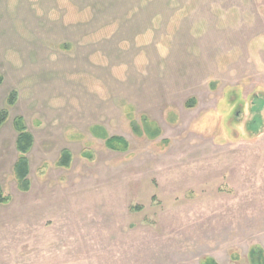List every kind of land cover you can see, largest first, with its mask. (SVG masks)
<instances>
[{"label": "rangeland", "instance_id": "374dc122", "mask_svg": "<svg viewBox=\"0 0 264 264\" xmlns=\"http://www.w3.org/2000/svg\"><path fill=\"white\" fill-rule=\"evenodd\" d=\"M0 78V264L264 258V0H0Z\"/></svg>", "mask_w": 264, "mask_h": 264}, {"label": "trees", "instance_id": "16d2710c", "mask_svg": "<svg viewBox=\"0 0 264 264\" xmlns=\"http://www.w3.org/2000/svg\"><path fill=\"white\" fill-rule=\"evenodd\" d=\"M2 84V78H0V85ZM18 102V94L17 92H13L9 95L7 100V107L0 110V130L2 127L8 122L10 116V108H13ZM195 99H192L188 102L187 106L190 108L192 104L195 103ZM147 121V120H146ZM148 123V122H147ZM156 125V124H155ZM13 127L18 134L16 140V148L19 153V158L14 166V174L18 183V187L21 191L27 192L31 189V180L29 179L30 175V161L28 158V154L31 152L34 146V137L32 133L28 130L25 120L22 117H18L13 122ZM157 130V133L160 132L159 127L154 126ZM156 134H153L152 138H156ZM100 137L106 139V145L111 150H119L126 151L129 147L128 142L120 137H108L106 134L101 135ZM119 146H118V145ZM83 157L89 158L93 160V154L90 151H84ZM73 161L72 153L65 149L62 151L60 155V159L58 161L59 167L68 168L71 166ZM11 202V197L4 196L2 192V188L0 186V204H9ZM254 264H264L263 254L260 250H255L251 254ZM204 264H217L214 260L208 259Z\"/></svg>", "mask_w": 264, "mask_h": 264}]
</instances>
